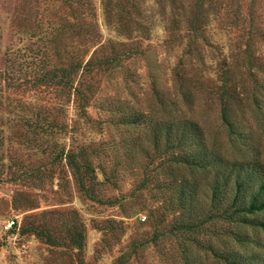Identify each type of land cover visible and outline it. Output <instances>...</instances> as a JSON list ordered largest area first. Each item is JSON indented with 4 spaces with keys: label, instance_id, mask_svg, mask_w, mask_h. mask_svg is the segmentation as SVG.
<instances>
[{
    "label": "rangeland",
    "instance_id": "374dc122",
    "mask_svg": "<svg viewBox=\"0 0 264 264\" xmlns=\"http://www.w3.org/2000/svg\"><path fill=\"white\" fill-rule=\"evenodd\" d=\"M101 43L99 57L123 54L86 77L93 105L81 117L67 72ZM222 72L239 138L221 118ZM133 111L194 119L208 148L264 173V0H0V220H16L0 230V264H114L124 252L127 264H264V229L249 222L170 230L188 217L173 210L169 156L148 125L117 122ZM82 143L97 152L88 193L55 159ZM183 172L205 182L209 207L211 175ZM246 218L264 222V210Z\"/></svg>",
    "mask_w": 264,
    "mask_h": 264
},
{
    "label": "trees",
    "instance_id": "16d2710c",
    "mask_svg": "<svg viewBox=\"0 0 264 264\" xmlns=\"http://www.w3.org/2000/svg\"><path fill=\"white\" fill-rule=\"evenodd\" d=\"M105 50L104 43L96 45L90 51L88 58L83 59L81 62L71 63L67 72L70 75V86L73 88L74 93L75 114L79 112L78 115L81 117H85L88 114V108L93 105L91 101L87 100V96L94 94V89L86 77L94 70L103 69L121 59L123 54L115 52L111 55L99 57L100 53L105 52ZM221 75L220 82L223 83V88L218 95L221 118L231 137L239 138L241 131L233 114V108L237 105L236 92L233 93L229 90L232 85L229 82V75H224L223 72ZM153 83V87L155 86L154 88L158 90L155 81ZM185 98L187 97L185 96ZM82 100L85 105L80 102ZM109 116L115 117L113 113ZM120 117L121 119L117 120L120 123L145 122L151 134L154 150L160 156L161 154L169 156V158L163 157L166 162H164L163 172L168 175V182L165 186L175 192L174 203L177 204V207L173 210L179 211L177 213L179 216L185 214L188 217L184 221H181L183 219L177 222H175L176 220L172 221L170 230L181 232L185 229L196 234L198 229L205 228L208 224L215 223L217 220L231 224L249 222L264 229L263 221L253 222L246 218L247 215L264 210V173L258 166L256 167V163L247 161L246 158L244 161L233 160L230 162L215 148H208L209 145L205 143L200 125L194 119L186 116H170V118L159 121V118H153L149 114L133 111L129 114H120ZM147 119L149 120L146 121ZM161 140H163V143L160 142ZM75 141L78 142L76 139ZM140 152L145 156L148 155V153L145 154V149L140 150ZM96 153L92 147L90 148V143H82L67 150L64 146L58 148L55 159L65 161L71 169L73 178L79 188L88 193L92 192L89 187L94 184L96 179V167L93 163ZM181 169H184V171L188 169L190 174L199 170L202 174L211 175L209 182L207 181L206 184L209 190V207H203L202 197L198 198L197 196L199 188L205 182L198 184V181L193 177H188L184 172L180 173ZM253 177L256 178L254 186L251 181ZM230 194L231 198L229 197ZM195 208L196 211L201 212L199 217H196L195 210H193ZM28 231L40 234L49 243L52 242L50 241V235L45 236L36 228L25 230V232ZM70 237L76 245H81L76 232L73 231ZM128 258L129 255L124 252L116 259L114 264H127ZM219 258L228 260L227 257L222 258L219 256ZM226 262L235 264L234 261Z\"/></svg>",
    "mask_w": 264,
    "mask_h": 264
},
{
    "label": "built area",
    "instance_id": "2783aa9c",
    "mask_svg": "<svg viewBox=\"0 0 264 264\" xmlns=\"http://www.w3.org/2000/svg\"><path fill=\"white\" fill-rule=\"evenodd\" d=\"M15 225L16 220L13 218L0 220V230L3 232L11 231L13 228H15Z\"/></svg>",
    "mask_w": 264,
    "mask_h": 264
}]
</instances>
